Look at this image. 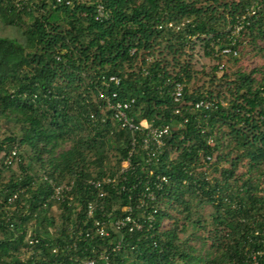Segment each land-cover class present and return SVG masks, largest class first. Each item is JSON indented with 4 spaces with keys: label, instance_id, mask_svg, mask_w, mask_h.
<instances>
[{
    "label": "trees",
    "instance_id": "obj_1",
    "mask_svg": "<svg viewBox=\"0 0 264 264\" xmlns=\"http://www.w3.org/2000/svg\"><path fill=\"white\" fill-rule=\"evenodd\" d=\"M98 4L104 16H97ZM242 15L232 46L246 40L264 51L258 44L264 42V0H0V122L7 131L2 137L0 123V264L20 263L27 235L40 238L35 247L54 260L51 249L61 236L69 239L84 221L90 225L89 202L97 205L94 217L102 216L86 180L113 175L130 139L100 96L113 92L115 99H134L129 114L136 122L168 123L171 133L152 165L132 158L124 182L134 188H108L103 209L115 218L125 213L129 195L136 207L152 179L149 168L169 178L153 220L123 229V246L108 264H264V183L252 181L253 171L264 176V75L256 79L254 70L238 69L226 81V74L213 73L210 83L225 81L227 99L223 91L188 87L194 74L188 49L200 42L205 55L225 57L221 49L231 46ZM110 75L120 83L105 84ZM173 81L184 84L186 102L209 98L214 108L182 107L183 117L175 114ZM14 148L18 160L6 165ZM243 160L249 174L238 178ZM222 161L229 165L219 167ZM233 179L240 185L232 186ZM71 182L72 200L50 198L54 185ZM205 204L214 208L208 230L198 212ZM188 224L207 234L187 233ZM117 240L111 230L94 244ZM90 247L83 256L96 254Z\"/></svg>",
    "mask_w": 264,
    "mask_h": 264
},
{
    "label": "built area",
    "instance_id": "obj_2",
    "mask_svg": "<svg viewBox=\"0 0 264 264\" xmlns=\"http://www.w3.org/2000/svg\"><path fill=\"white\" fill-rule=\"evenodd\" d=\"M25 2L26 0H19ZM60 1V0H57ZM254 11H248V15L253 14ZM105 15V11L101 4L97 5V16L101 17ZM245 15H242L239 19V23L233 27L231 36V46H225L221 49L222 55H238V48H234L232 45L235 42V37L238 36V31L242 28L243 24L241 19ZM219 69L223 68V64L218 66ZM105 84L114 83L118 85L120 79L116 75H110L103 80ZM184 84L180 81H173V88L171 90V97L174 103L173 112L183 117L182 107H190L193 110L210 111L215 106V101L209 98H200L194 102H186L183 98ZM105 99V108L111 112L112 118L117 123L119 129L127 130L130 133L129 148L126 156L121 160L119 168L113 175H106L101 178H89L86 183L95 190L96 196L99 199L100 205L98 208L103 211L101 217H94L96 204L89 202L86 211V220L90 221V225L84 221L82 225L77 227V231L70 234L69 239L60 237L57 244L51 249L54 260H51L45 253L42 252V247H35L38 244L42 245L40 238L27 235L25 236V244L19 248V264H99L102 261L105 264L109 263V257L112 253H116L121 250L123 246V234L122 230L127 229L129 232L138 230L142 226V222L152 221L154 213L157 211L158 197L164 186L169 182L168 176L165 174H155L152 168L148 169V174L152 176V179L145 181L144 190L140 191L136 198V207L132 206V197L128 196L129 203L122 206V211L125 213L115 218L110 217L109 214L103 209V201L108 197V188L116 189L117 192H123L132 189L136 184L127 185L124 181L128 171L134 169L132 158L139 156L143 163L147 165L153 164L155 160L163 153L167 144V137L171 133V125L159 124L152 125L148 120L141 119L136 122L129 111L133 105L134 99L120 100L115 99L116 92H113L111 96L100 94ZM187 118H184V122ZM203 132V130H202ZM207 142L212 144L213 140L209 136ZM174 151L170 154V160H172L177 154ZM206 160H210L211 156H205ZM18 160V152L14 148L12 149L4 159L6 165L14 164ZM203 160V159H202ZM204 161V160H203ZM204 168H201L203 170ZM121 176V178H119ZM138 179V178H137ZM141 182V179H140ZM18 197V192H14L7 199L8 208L13 204ZM72 194V182L61 183L54 185L51 199H73ZM114 231L118 234V240L113 243H107L101 245L98 243V247L94 243L97 240H104L110 236V231ZM45 244V243H44ZM91 245V251L97 249L96 254L85 255L87 247ZM65 250H72V254H66Z\"/></svg>",
    "mask_w": 264,
    "mask_h": 264
},
{
    "label": "rangeland",
    "instance_id": "obj_3",
    "mask_svg": "<svg viewBox=\"0 0 264 264\" xmlns=\"http://www.w3.org/2000/svg\"><path fill=\"white\" fill-rule=\"evenodd\" d=\"M259 46H263L264 47V42H259L258 43ZM203 45L200 44V42H196L194 44V47L191 49H188V51L186 52L188 55L190 54L192 56L190 62H191V66H192V70H193V78L191 79V81L188 84V87L192 90L194 88H201V90H203V92L210 90L214 95L217 91H223L225 92V96L226 99L228 97V92H226V82L223 81H218V79H215L212 83H210V76L215 73L216 78H220L221 76H223L224 74H226V78L225 80H230L232 78V74L236 71V70H241V71H246V72H250L254 70V76L256 77V79H260L263 75H264V51H259V49L257 48H253L248 41L244 40V42H242L239 45V52L238 55L235 57H229V56H225V57H221L219 59H216L214 57H210L204 54L203 52ZM171 57V56H170ZM182 59H187V57L183 56ZM223 64V68L219 69L217 68L216 70H214V67L217 65H221ZM223 103H225V99L222 100ZM2 125V130H1V136H5V134L7 133L6 130H4V128L6 127V124H3L4 122L1 121L0 122ZM23 152V150H22ZM25 152H23V157L25 159V161H27V156H25ZM229 165L228 162L226 161H222L220 164H218L219 167H227ZM17 164L13 165V169H15L16 171L18 170L17 168ZM216 174V173H215ZM245 174H249L247 172V166H246V161L243 160L242 162H240V165L238 167V170L236 171V176H238V178H244ZM5 177L8 176V172H4ZM209 175V174H208ZM252 178H253V182L258 183L260 181H263L264 183V176L263 175H259L258 171H253L252 172ZM231 185L235 186V185H240V180L237 179V181H235V179L231 180ZM264 185V184H263ZM197 210V209H196ZM214 208L209 205V204H205L204 206L200 207V209L198 208V212L201 214V216L206 220V222H204L206 224V230H208L210 228V220H211V214L213 213ZM197 216V212L194 214V217ZM168 224V220H164L163 221V226H167ZM206 230L204 231L203 229H200V227H194L191 224H188V228H187V233L188 232H192V231H198L201 232L202 234L206 235ZM186 233V234H187Z\"/></svg>",
    "mask_w": 264,
    "mask_h": 264
}]
</instances>
